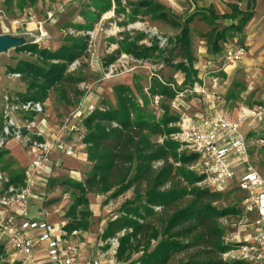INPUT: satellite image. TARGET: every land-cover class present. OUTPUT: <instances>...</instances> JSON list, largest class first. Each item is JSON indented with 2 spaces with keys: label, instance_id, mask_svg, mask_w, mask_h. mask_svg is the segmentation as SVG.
<instances>
[{
  "label": "trees",
  "instance_id": "trees-1",
  "mask_svg": "<svg viewBox=\"0 0 264 264\" xmlns=\"http://www.w3.org/2000/svg\"><path fill=\"white\" fill-rule=\"evenodd\" d=\"M117 1L120 7L118 12L126 13L127 6ZM32 2L35 4V0ZM20 4L22 9L26 6L24 0ZM129 7L131 21H136L141 15H151L171 23L181 31L175 39L171 55L165 58V49H161L159 43L151 46L141 44L146 37L144 33H139L134 39L127 35L119 45V53L124 52L139 61L163 59L181 71L185 80L179 89H175L170 85L176 82L174 79L166 82L158 75H153L148 90L152 98H161L160 117L149 110L150 99L144 87L137 84L144 106L130 86L119 85L114 88L116 106L107 104L105 109H96L84 119L87 132L83 143L88 160L94 165L86 174L85 181L66 183L73 189L74 202L65 214V234L70 238L75 232L90 229L93 212L89 194H110L108 198L112 200L132 191L134 196L123 203L121 216L110 221L102 235L104 240H108L126 231L120 238L116 256L120 263L137 264L131 262L133 254L145 250L139 259L140 264H247L226 258L233 244L227 241L221 220L241 213L235 204L220 207L229 191L219 192L203 184L206 177L191 169L197 157L180 154V145L172 138L179 131L177 123L181 115L173 113L170 102L184 87L199 81L190 29L194 15L186 19L183 25L156 0L130 3ZM253 17L254 12H244L236 5H233L231 13L224 15H218L212 7L208 14H201V18L212 25L220 19L231 21L223 30L219 31L215 27L206 34L211 50L221 52L223 48L220 43H226L231 37L242 33ZM66 40L56 51L42 48L38 43L15 49L36 57V62L22 60L16 67L8 69L11 74H19L28 85L27 92L17 93L13 97L16 102L44 103L58 84L82 81L71 77L68 71L86 55L88 41L72 35ZM175 58H182V61L175 62ZM117 59V55L109 57L107 67ZM223 77L226 74L223 73ZM237 98L234 92L228 97L229 100ZM156 138H162L163 141L159 142ZM7 150L0 151V159ZM23 180L24 173L10 178L13 184ZM54 181L55 178L50 181L49 188H52ZM63 187H66L65 184ZM153 243L157 244L151 251ZM4 245L0 247V264L5 254Z\"/></svg>",
  "mask_w": 264,
  "mask_h": 264
},
{
  "label": "rangeland",
  "instance_id": "rangeland-1",
  "mask_svg": "<svg viewBox=\"0 0 264 264\" xmlns=\"http://www.w3.org/2000/svg\"><path fill=\"white\" fill-rule=\"evenodd\" d=\"M20 1L10 0L8 2V0H0V35L32 34L37 38L39 37V41L33 43H38L42 48H48L52 51H56L64 45L67 37L71 35L86 38L88 41L86 55L77 60L75 62L76 65H72L68 71L71 77L76 80L82 79V81L80 83L73 81L58 84L55 89L50 91L48 99L44 102L45 111L50 116L49 119H52L50 126L57 129V133L62 139H72L68 144H63L64 146H56L47 161V165L53 169V177L51 180L53 178L56 179L52 183V188H49L47 184L42 182L32 188L34 197L44 196L47 198L49 202H45L46 206H50L53 203L58 204L54 209L49 210L53 215L47 217L49 224L53 225L56 223L57 225V222H61V219H59L60 214H57L56 211L63 208L62 210L65 209L67 213L71 204L74 202L72 196L73 189L68 184L66 185V183L73 180L82 181L73 171L77 172L78 170L82 174H86L90 172L94 165L89 160L82 159L83 154L87 152L81 146L79 147L77 145V141L79 143L82 142L80 138L82 132H87L84 126V120L80 124L77 122L73 123L78 128V131L76 130L74 133H68V128L60 127L62 126L60 125L61 122L72 119L77 112H81L83 110V104H86V99H90L95 93L99 95L98 100L93 101L95 102L96 109H101L102 107L105 109L107 104L116 106L117 98L114 92L116 86H130L133 91L137 90V84L147 88L151 83L152 73H154V76H161L166 82H172L173 80H170L174 79L176 82L170 85H174L175 89H179L183 82L182 80L179 82L177 78H174L177 70L167 64L165 60L158 58L159 60L139 61L124 52L119 53V45L127 35L134 39L139 36V33H144L146 37L141 44L151 46L152 44H160L161 42L160 47L163 50L165 49L163 54L165 58L171 55L170 51L174 47L175 39L180 34L181 29L164 20L155 19L151 15H141L136 21H131L129 19L131 10V7H129L130 3H136L142 0H120L123 5L127 6L126 13L118 12L120 7L117 0H35V4H33L32 0H24L26 6L23 9L20 7ZM156 1L164 5L170 15L175 17L183 25L186 19L194 15L190 23V29L193 50L197 57L196 67L200 71V75L204 78H209L211 81L208 84L209 86H207L206 94H201L196 91L197 84H199L196 82L192 86L184 87L179 91V94L176 95L177 97L174 100L180 96L178 100L180 111L178 112L173 108V100L170 102L173 113L188 115L201 111V107L203 108L208 105L207 101L212 98L214 93H218V90L224 92V90L229 89L228 94L225 92L222 95L223 98L227 99V104L222 105L221 111L229 116L227 117L226 115L228 120L239 122V105L242 103H250L253 100L250 96L247 97V95L243 97V91L248 90L250 83V80H248L249 75L244 69H240L243 63L227 62L225 54L229 45L245 43L247 37L244 35V32L240 33L235 37H231L226 44L221 42L220 45L223 48L221 52H213L206 38V34L215 27L219 31L223 30L231 24V21L220 19L212 25L204 21L201 18V14H208L211 7L218 15L231 13L233 5H236L244 12H254L257 21H260L261 18L264 20V0ZM49 13L54 14V20L50 19ZM31 23L38 24V28L36 27L37 25L33 24L34 28L30 25L28 29L27 25ZM40 27L48 34L43 39H40V37L42 38ZM259 44H261V41H259ZM112 55H117L118 59L114 64L107 67V60ZM255 57H261L263 59V62L256 66L257 78L264 77V36L262 37V46L256 51ZM175 59V62L182 61V58ZM22 60L36 62V57L29 53H19L16 50L0 55V107L3 103L2 98L5 95L14 97L17 93L27 92L28 85L23 82L21 76L17 77L8 71L10 67H16ZM231 66L237 67L236 72L238 73L234 76L230 72ZM166 69H170V74L164 73ZM110 70H115L113 75L110 74ZM226 71H228L227 79L223 77V73H227ZM216 79H218V83L215 82ZM84 86L87 87L85 88ZM259 88V91L262 92L261 94H264V84ZM99 91L101 93H97ZM231 92L237 93L238 95V98L234 99L235 102L234 100H228ZM253 98L257 99L258 94L254 95ZM149 107V110H153V114L155 113L157 116L162 114L161 105L158 108L153 100L150 102ZM252 121H254V118H250L240 124V133L246 138L249 137V141L264 136V122L255 121L253 123ZM71 134L76 136V138L71 136ZM158 139L159 142H162V138H156L155 140ZM68 149H74L76 155L68 156L66 153ZM251 155V164L256 168H260L259 172L264 177V145L258 144V142H251ZM58 160L64 162L63 166L56 167ZM31 162L32 156L23 144L16 140H10L8 150L4 152L3 157L0 159V173H6L11 178L18 173H24ZM246 168V164L236 167L235 171L238 173V176H236L234 185L228 192L229 194H227L222 205H220L221 208H225L235 204L241 212L239 215L222 219L221 227L227 236L240 235L242 239H244L245 235L240 232L239 226L245 224V218L247 217L242 205V199L246 195V192L238 188V185L239 176ZM85 179L86 176L83 177V181ZM5 183V181H0V193ZM21 184L23 182L18 183V185ZM64 184L67 190L63 187ZM66 194L70 197L66 198ZM109 195H88L90 209L93 212V216L90 218L91 227L89 230L92 241L90 242L84 238L81 241H77L78 244H84L85 254L88 257L87 263L85 264H88L89 258L93 262L98 259L102 264H122L117 261L116 256L121 244L120 238L124 236L126 231H122L118 236L104 240L102 235L106 227L103 228V232L101 230L103 219L109 217L114 219L119 215L121 216V207L130 198L127 197L126 193L117 199L109 200ZM33 201H36V199L32 198L29 205L33 204ZM102 201L104 202L102 210L100 214H96L95 212L99 211V205ZM248 222L247 226L250 232L253 224H251L252 221L250 220ZM262 228L264 229V225L262 227L254 226L252 230L259 231ZM250 237L252 238V236ZM156 244H152L151 251ZM2 245L3 241L0 234V247ZM4 249L5 254L3 255L1 264H28L26 258L15 255L10 248L5 246ZM91 251L93 252L91 253ZM144 251L140 250V252L134 253L131 262L135 261L137 264H140L139 259L144 254ZM83 257L84 255L81 261Z\"/></svg>",
  "mask_w": 264,
  "mask_h": 264
},
{
  "label": "built area",
  "instance_id": "built-area-1",
  "mask_svg": "<svg viewBox=\"0 0 264 264\" xmlns=\"http://www.w3.org/2000/svg\"><path fill=\"white\" fill-rule=\"evenodd\" d=\"M49 16L54 20L53 13H49ZM40 29L41 39L47 37L48 34L43 28ZM246 54L245 45L235 44L228 47L225 59L227 62H240ZM114 72L115 70H110L111 75ZM15 76L20 77L19 74ZM159 78L162 79L160 76ZM215 82L218 83V79ZM249 90L254 92L255 89L249 87ZM196 91L206 94V89L199 84ZM179 98L180 96L173 103V108L178 112ZM212 98L214 104L211 103V111L207 115L191 117L180 113L181 119L177 123L179 131L173 134L172 138L179 143L180 154L197 157L191 169L199 175H204L206 179L203 184L216 191H229L238 176L236 167L246 164L247 168L239 176L238 185V188L246 192L242 205L247 217L245 224L239 226L240 232L245 236L244 239L240 235L227 236V241L233 246L226 258L247 264H264V229L252 230L254 226L264 225V177L259 172L260 168L251 164V142L264 145V136L249 141V137L246 138L240 133V124L250 118H254L253 123L264 122V94L253 105L240 107L239 122L228 120L223 113H216L217 95L214 93ZM154 102L159 108L161 98L154 97ZM84 109L87 116H90L96 110V105H89ZM49 117L45 111V103L16 102L8 95L3 97L0 107V151L8 149L10 140H16L29 151L32 162L24 172L21 185L11 183L6 173H0V181L6 182L0 193V234L3 244L15 255L26 258L28 264H38L34 260L38 249L44 250L55 264H80L83 252L81 246L69 240L65 232L56 226L50 225L44 219L36 220L30 216L29 202L32 198L42 203L47 201L44 196L34 197L32 188L40 182L49 186L53 169L47 165V161L56 146H64L59 140L57 129L50 126L52 119ZM67 122L60 127L68 128V133L78 131L76 125ZM85 135L86 131H83L80 136L82 142ZM66 153L68 156L76 155L74 149H68ZM249 220L253 224L250 232L247 226ZM249 234H252V238ZM94 264L102 262L97 259Z\"/></svg>",
  "mask_w": 264,
  "mask_h": 264
},
{
  "label": "crops",
  "instance_id": "crops-1",
  "mask_svg": "<svg viewBox=\"0 0 264 264\" xmlns=\"http://www.w3.org/2000/svg\"><path fill=\"white\" fill-rule=\"evenodd\" d=\"M263 23H264V20L261 18L260 21H257V17L255 15L252 18V20L247 24V26L244 28V31H243L244 32V35L247 38H246V42L245 43H240V44L246 46V48H247V54H246V56L244 58L245 60L243 59L244 61L243 60L240 61L241 63H243L240 66V69H244L246 72H248V75H249L248 76V80H250V83L248 85V90L247 91H243L244 92L243 93V97L245 95H247V97L250 96V98L253 99V100L250 101V103H246V104L245 103H242V104H240L239 105L240 107L243 106V105H247V106L253 105V103L254 102H257L260 99V96L263 95V94H261L262 92L259 91V89H260L259 87L264 84V77L262 76V77H258L257 78V72H256L257 71L256 70V66L259 65L260 63H262L263 62V59L261 57H258V58L255 57L256 56V51H258L259 47L262 46V37L264 36V25H262ZM33 24L34 25H37L36 27L38 28V24H36V23L28 24L27 25V28L29 29L30 25H32L31 27L34 28V25ZM85 24H87V23H85ZM259 41H261V44H259ZM235 42L237 43V41H235ZM226 43H224V44H226ZM160 46H161V42H160ZM229 46H231V45H229ZM195 67H196V63H195ZM196 69H197V67H196ZM236 69H237L236 66H231L230 72L233 74V76L238 73V72H236L237 71ZM226 72L227 73H224V74H226V77L225 78L227 79L228 71H226ZM164 73L165 74H170V69H166L164 71ZM152 74L154 75V73H152ZM169 78H171V77H169ZM174 78H177L179 80V82H181L180 80H182V82H184L185 75L181 71H177L176 74H174ZM198 79H199V81L196 82V83H199L201 85H204L203 88L208 89L207 86H209L208 84H210V82H211L210 79L209 78H204L202 75H200V71H199ZM249 87H253L255 89L254 92H250ZM225 88H226V86H225ZM148 89H149L148 87L147 88H144V92L147 95V97L150 99V102H152V100L154 102V98L151 97ZM134 92L138 96V99H139L140 104L142 106H144V100H143V97L141 96V94L137 90L134 91ZM225 92H227V94H228L229 89H226V91L224 90V92H222L221 90H218V93L217 92L215 93L217 95V99H216L215 105L217 107L216 113H223L225 115V117H226L227 114L224 113L223 111H221L222 105L227 104V99H225V98L222 97V95H224ZM97 93H101V92L99 91ZM256 94H258V98L257 99H254L253 96L256 95ZM240 95H241V93H240ZM225 96H227V95H225ZM98 98H99V95L98 94H96V93L93 94L90 97V99H86V104L85 105L83 104V108H82L83 110H81V112H77L72 119H68L66 121H62L60 125H63V123H64V125L67 124L68 123L67 121H69V124H73L74 122H77L78 124H80L84 119H86L88 117L87 116V113L85 112L84 107H87L90 104L91 105H95V102H93V101L94 100L97 101ZM211 99L212 98H210L209 101H207L208 102V105L207 106H204L203 108L201 107V111H197V112H195L193 114H188V115L191 116V117H194L196 115H204V114L207 115L208 113H210L211 106H212V104H214V102H212L213 100H211ZM150 102H149V106H150ZM160 115H159V117H160ZM227 117H229V116L227 115ZM231 121H233V120H231ZM71 136H73V135L71 134ZM73 137L76 138V136H73ZM67 139H62L61 136L59 138L60 142H62L63 144H68V142H71L72 141V139H70V138H67ZM77 145L79 147L81 146L82 149L87 152L86 145H84L83 142H80L79 143V141H77ZM82 159L88 160V154L87 153H84L83 156H82ZM63 163L64 162L62 160H58L57 163H56V167L63 166ZM73 173L74 174H77L80 177L79 179H81L82 181H83V177L86 176V174H87V173L86 174H82L78 170H77V172L73 171ZM133 196L134 195H133V192L132 191H129L127 193V197L128 198L131 199V198H133ZM65 197L68 198L70 196L68 194H66ZM98 198H101V197H98ZM47 202H49V201H46V203ZM103 203H104L103 201H102V203H100V205H99V211L98 212H95L96 214H100V211L102 210ZM57 205L58 204H54L53 203L50 206H46L45 203L39 202L36 199V201H33V204H31V206H30V213H31L30 216L32 218L36 219V220L44 219V221H47L48 222L47 217H49V216L51 217L53 215V213L49 212V210L54 209ZM62 209H59V210L56 211L57 214H60L59 219H61V222L58 221L57 222V225H56V223L53 224V225L52 224H50V225H52V226H55L56 225L57 229L62 230L63 232H65L64 229H63V227L67 223V220H66V223H65V214H66V211H65V209L64 210H62ZM114 219L111 218V217H109L107 219H103L101 232H103V230H104L103 228L104 227L107 228L108 223L110 221L114 220ZM89 230L86 231V232H77L76 234H73V236L70 237L69 240H71L72 242H75L76 244H78L77 241H81V239H83V238L91 242L92 239L90 238V231ZM78 245L82 247V251H83L82 252V256L84 255L83 260L80 262V264H82V263L85 264V263H87V258L88 257L85 254L84 244H78ZM92 252L93 251H91V253ZM91 257H92V255H91ZM34 260L36 262H38V264H55V263H53L49 259V257L46 254V252L44 250H40V249L37 250V252H36V254L34 256ZM95 262L91 261L90 258H89L88 264H94Z\"/></svg>",
  "mask_w": 264,
  "mask_h": 264
},
{
  "label": "water",
  "instance_id": "water-1",
  "mask_svg": "<svg viewBox=\"0 0 264 264\" xmlns=\"http://www.w3.org/2000/svg\"><path fill=\"white\" fill-rule=\"evenodd\" d=\"M35 41H39V37L37 38L32 34L0 35V55L7 54L12 50L25 46L27 44H33V42Z\"/></svg>",
  "mask_w": 264,
  "mask_h": 264
}]
</instances>
